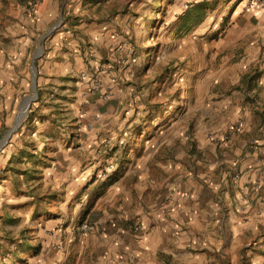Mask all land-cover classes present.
I'll return each instance as SVG.
<instances>
[{"label": "rangeland", "instance_id": "1", "mask_svg": "<svg viewBox=\"0 0 264 264\" xmlns=\"http://www.w3.org/2000/svg\"><path fill=\"white\" fill-rule=\"evenodd\" d=\"M242 1L84 0L59 11L53 35L66 24L82 37L78 27L96 17L113 23L118 46L97 67H79L72 47L45 69L40 46L24 91L0 94V264H40L66 235L82 237L72 230L84 221L159 209L178 187L227 165L232 203L254 204L252 189L242 190L252 165L264 167V95H245L235 68ZM247 237L248 257L235 264H264V223Z\"/></svg>", "mask_w": 264, "mask_h": 264}, {"label": "crops", "instance_id": "2", "mask_svg": "<svg viewBox=\"0 0 264 264\" xmlns=\"http://www.w3.org/2000/svg\"><path fill=\"white\" fill-rule=\"evenodd\" d=\"M83 1L0 0V94H6V99L12 95L10 97L14 99L16 93L24 91L28 83L25 80L27 71L34 63L40 46L44 53L41 61L44 69L52 64L58 67L60 55H70L64 52L72 50V47L79 53L76 63L79 67H97L105 58L109 59L118 43L112 37L113 23L105 19L94 22V17L92 23L80 25L78 29L83 35H77L76 39H73L66 24L52 34L59 11L69 12L68 4L73 2L82 7ZM244 2L247 0H243L238 7ZM244 8L245 11L236 12L234 17L238 28L232 26V33L240 41L239 52L242 53L241 63L235 68L249 87L241 91L245 95L260 97L264 95V10ZM79 11L76 9L75 13ZM236 83L237 80L232 81L233 85ZM16 84L12 89L8 86ZM252 166L254 168L246 172L244 181L249 187L242 191L246 193L252 189L251 200H256L254 204L249 205L241 198L239 204L232 203L228 195V180L232 179V175L227 165L224 168L226 172L222 175L220 172L221 176L216 175L217 170L200 173V179L191 180L184 188L178 187L159 209L149 207L148 213L142 209L126 221L109 217L106 221L95 223L93 231L83 238L66 235L60 245L61 250L42 254L39 263H242L248 257L243 256L247 236L259 231V226L264 223V213L258 211V207H263L264 189L260 186L264 181V167L258 162ZM256 186L258 189H255ZM136 224L142 226L141 231L134 230L133 225Z\"/></svg>", "mask_w": 264, "mask_h": 264}, {"label": "built area", "instance_id": "3", "mask_svg": "<svg viewBox=\"0 0 264 264\" xmlns=\"http://www.w3.org/2000/svg\"><path fill=\"white\" fill-rule=\"evenodd\" d=\"M247 3L250 8H259L264 10V0H247ZM81 76L83 81H87V83H89L92 87L97 88L99 86V81L93 79V77L89 76V74L82 73ZM92 230H93V225L86 220L83 223H81L78 227H74L72 232L74 235L76 233H79L80 236L85 237L86 235H88V233L92 232ZM134 230L136 232H139L142 230V226L136 224L134 225ZM56 248L57 250H61L60 245H58Z\"/></svg>", "mask_w": 264, "mask_h": 264}, {"label": "water", "instance_id": "4", "mask_svg": "<svg viewBox=\"0 0 264 264\" xmlns=\"http://www.w3.org/2000/svg\"><path fill=\"white\" fill-rule=\"evenodd\" d=\"M33 70H34V72H33V76H34V82H33V85H34V90H35V87H36V70L34 69V65H33ZM34 97H30V98H28L27 100H26V103H28V107H29V105H30V102L35 98V96H36V92H34ZM25 114H26V112H25ZM24 114V115H25ZM20 120V119H19Z\"/></svg>", "mask_w": 264, "mask_h": 264}, {"label": "bare ground", "instance_id": "5", "mask_svg": "<svg viewBox=\"0 0 264 264\" xmlns=\"http://www.w3.org/2000/svg\"><path fill=\"white\" fill-rule=\"evenodd\" d=\"M27 107H28V103L24 104V106L22 107L21 113H20V116H19L20 120L24 117V114H25V112L27 110Z\"/></svg>", "mask_w": 264, "mask_h": 264}]
</instances>
